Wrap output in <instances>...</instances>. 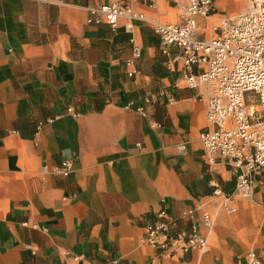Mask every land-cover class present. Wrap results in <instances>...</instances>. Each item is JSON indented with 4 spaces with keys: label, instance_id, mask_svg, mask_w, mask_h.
Wrapping results in <instances>:
<instances>
[{
    "label": "crops",
    "instance_id": "obj_1",
    "mask_svg": "<svg viewBox=\"0 0 264 264\" xmlns=\"http://www.w3.org/2000/svg\"><path fill=\"white\" fill-rule=\"evenodd\" d=\"M118 1L157 22L183 19L174 0ZM223 1L215 14L241 9ZM110 2L0 0V264H235L250 250L264 264V231L243 240L242 224L218 217L215 185L236 208L245 198L227 162L206 161L207 103L183 86V60L170 63L180 48L164 52L142 20L87 23L89 7ZM209 25L198 18L200 39ZM134 46L141 55L130 64ZM69 159L63 176L56 168ZM248 201L264 204V174ZM162 208L178 230L198 226L207 249L166 258L149 246L145 220Z\"/></svg>",
    "mask_w": 264,
    "mask_h": 264
},
{
    "label": "built area",
    "instance_id": "obj_2",
    "mask_svg": "<svg viewBox=\"0 0 264 264\" xmlns=\"http://www.w3.org/2000/svg\"><path fill=\"white\" fill-rule=\"evenodd\" d=\"M174 2L183 4V19L178 23L149 19L134 11L129 3L118 0L89 7L87 23H106L116 30L122 17L142 20L157 31L164 52L170 46L180 48V54L170 63L183 60V86L198 90L200 98L207 103L208 124L200 134L206 161L208 164L227 162L236 175L235 194L250 199L256 177L264 174V0H251L243 12L221 19L213 26V34L208 39L198 37V18L213 15L215 1ZM140 55L141 48L134 46L129 63H134ZM198 65L205 67L193 72V67ZM174 99L172 96L171 101ZM180 149L185 150L186 145ZM74 163L72 159L65 160L56 169L68 176ZM213 195L223 198L221 204L225 209L235 210L233 193L215 185ZM195 209H190L189 214L193 215ZM202 217L205 226L212 228L211 214L204 211ZM144 240L166 258H182L208 247L207 237L198 226L193 224L189 231L178 230L176 219L165 208L146 218ZM235 264H262V257L256 250H250L238 255Z\"/></svg>",
    "mask_w": 264,
    "mask_h": 264
},
{
    "label": "rangeland",
    "instance_id": "obj_3",
    "mask_svg": "<svg viewBox=\"0 0 264 264\" xmlns=\"http://www.w3.org/2000/svg\"><path fill=\"white\" fill-rule=\"evenodd\" d=\"M226 1L223 0H218L216 1L217 4V13H218V8L222 5L225 4ZM233 3V2H232ZM251 0H238L234 2V5L236 6H241V9L239 11H234L228 15L225 14H213L211 16H207L209 22H210V27H209V34H213L212 28L214 25L219 23V21L225 17L237 15L240 12H243L248 8L250 5ZM249 199H243L244 202H242L237 208L235 207V210H227L223 206L225 210H220L218 217L222 218L223 221H221L222 225H225L226 228L228 226L226 223L229 220V223L232 224V227H235V229L238 228L240 229V224L241 226V231L240 233L242 234L241 238L243 240L251 241L256 238H260V234L264 231V204L258 205L255 202L249 203ZM259 240V239H258ZM257 242V241H256ZM259 243V242H257ZM238 254L235 255V257Z\"/></svg>",
    "mask_w": 264,
    "mask_h": 264
}]
</instances>
